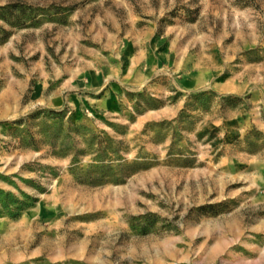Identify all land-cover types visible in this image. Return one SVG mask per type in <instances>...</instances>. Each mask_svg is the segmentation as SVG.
<instances>
[{"label": "rangeland", "instance_id": "rangeland-1", "mask_svg": "<svg viewBox=\"0 0 264 264\" xmlns=\"http://www.w3.org/2000/svg\"><path fill=\"white\" fill-rule=\"evenodd\" d=\"M0 264H264V0H0Z\"/></svg>", "mask_w": 264, "mask_h": 264}]
</instances>
